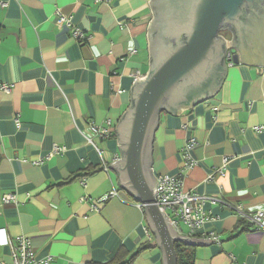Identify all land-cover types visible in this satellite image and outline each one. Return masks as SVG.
<instances>
[{
    "label": "crops",
    "instance_id": "1",
    "mask_svg": "<svg viewBox=\"0 0 264 264\" xmlns=\"http://www.w3.org/2000/svg\"><path fill=\"white\" fill-rule=\"evenodd\" d=\"M149 1L0 0V261L24 236L37 264H161L144 207L108 167L122 159L115 125L131 85L150 65ZM219 35L232 37L227 27ZM223 62L214 94L159 114L149 168L202 198L205 234L191 237L219 242L195 245L194 264H264V230L241 231L233 209L264 211V65ZM107 119L113 133L97 139L91 124ZM176 233L190 236L182 223Z\"/></svg>",
    "mask_w": 264,
    "mask_h": 264
},
{
    "label": "water",
    "instance_id": "2",
    "mask_svg": "<svg viewBox=\"0 0 264 264\" xmlns=\"http://www.w3.org/2000/svg\"><path fill=\"white\" fill-rule=\"evenodd\" d=\"M154 0L147 28L150 65L143 78H136L129 90V105L116 122L115 131L121 160L108 165L118 184L144 207L145 219L160 249L161 264H177L175 241L190 245L216 242L212 238L178 234L168 223L153 197L156 180L149 168L150 148L159 114L178 115L183 109L214 94L226 74L225 49L229 59L264 65V0ZM177 6L171 16L172 7ZM184 24L163 44L154 31L163 23ZM227 27L231 39L219 35Z\"/></svg>",
    "mask_w": 264,
    "mask_h": 264
},
{
    "label": "built area",
    "instance_id": "3",
    "mask_svg": "<svg viewBox=\"0 0 264 264\" xmlns=\"http://www.w3.org/2000/svg\"><path fill=\"white\" fill-rule=\"evenodd\" d=\"M2 4V3H1ZM64 18H60L63 21ZM72 36L76 40H84L86 35L83 31L79 29H74ZM229 49H225L224 61L226 65L231 66L234 63L229 59ZM5 90L9 89L6 84L1 85ZM112 121L107 119L103 124H91L97 139H104L112 135ZM264 129V125L256 127V130ZM89 142L98 150L97 145L92 140ZM195 141L191 139L183 149L184 164L187 167H191L195 164V161L190 156V149L194 146ZM59 150L58 146H54L52 153ZM224 164L227 158L223 159ZM220 173H223L220 170ZM156 186L153 188V197L156 201L157 206L166 218L169 220L168 223L171 227L178 232V223H182L188 229V235L195 236L199 234H205L203 232V226L207 219L206 212L202 207V198L198 197L196 194L185 191L183 189V180L181 176H172L168 174H161L155 177ZM118 196V190L114 189L110 191L106 196L97 200L95 203H91L92 210H97V204L108 200L111 197ZM3 202H10L14 200V195L5 194L2 196ZM85 199L82 197V200ZM233 209L238 213L239 217L244 219L250 227L263 229L264 230V211L259 210L255 212L245 211L241 206H234ZM209 238L219 242V237L213 232H209ZM11 246V255L9 262L0 261V264H37L34 256V252L31 249L28 238L21 236L18 237L16 242L13 243L9 241ZM49 258L42 261L40 264H48Z\"/></svg>",
    "mask_w": 264,
    "mask_h": 264
},
{
    "label": "trees",
    "instance_id": "4",
    "mask_svg": "<svg viewBox=\"0 0 264 264\" xmlns=\"http://www.w3.org/2000/svg\"><path fill=\"white\" fill-rule=\"evenodd\" d=\"M71 180L72 178H69L65 182H69ZM248 227L249 225L244 219L240 218L238 220L237 228L241 231L247 230ZM173 245L177 256V264H194V245H190L183 241H175ZM144 246H147V244Z\"/></svg>",
    "mask_w": 264,
    "mask_h": 264
},
{
    "label": "flooded vegetation",
    "instance_id": "5",
    "mask_svg": "<svg viewBox=\"0 0 264 264\" xmlns=\"http://www.w3.org/2000/svg\"><path fill=\"white\" fill-rule=\"evenodd\" d=\"M174 4V3H173ZM176 5L174 4V7H172L171 10V16L169 17L170 20H172V16H173V12L176 9ZM154 8H155V12L157 13V10L159 9V1L158 0H154ZM185 17H181L179 21H176V24H174L172 27H168L166 26L167 24L163 23V25H161L160 29H156L154 31V34H156L160 41L163 44H170V43H174L176 42V38H172L174 36V34L177 32V30L184 24V20ZM229 51H231L229 49Z\"/></svg>",
    "mask_w": 264,
    "mask_h": 264
},
{
    "label": "rangeland",
    "instance_id": "6",
    "mask_svg": "<svg viewBox=\"0 0 264 264\" xmlns=\"http://www.w3.org/2000/svg\"><path fill=\"white\" fill-rule=\"evenodd\" d=\"M226 39V38H225Z\"/></svg>",
    "mask_w": 264,
    "mask_h": 264
}]
</instances>
